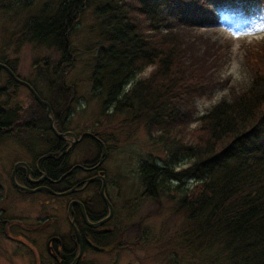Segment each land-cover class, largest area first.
Returning <instances> with one entry per match:
<instances>
[{"label":"trees","instance_id":"obj_1","mask_svg":"<svg viewBox=\"0 0 264 264\" xmlns=\"http://www.w3.org/2000/svg\"><path fill=\"white\" fill-rule=\"evenodd\" d=\"M231 1L54 0L26 18L22 30L28 42L53 47L60 54L52 72L58 81L53 84L49 79L51 92L44 100L52 105L53 124L62 132L68 98L74 94L73 86L64 82V73L74 64L70 38L84 11L91 9L96 37L90 44L94 51L90 68L93 93L102 98V109L111 106L112 115L141 120L147 133L157 132L156 139L165 146L162 164L143 161L139 165L143 194L153 202L165 194L174 203L172 214L182 218L176 230L184 237L181 249L195 255L210 252L212 264L216 260L221 264H264V38L245 51L249 84L242 89L230 86L228 97L202 114L192 131L185 130L196 120V98L211 96L224 84L214 77L219 45L203 43L207 37L196 27L216 20L210 6ZM1 62L14 71L7 60ZM149 65L153 68L147 77L130 82ZM9 80L19 84L10 76ZM32 99L35 106L25 114L0 107V140L18 128L33 129L27 121L31 118L46 122L40 127L47 134L43 135V148L30 150V166L36 177L55 180L47 183L53 190H69L74 186L71 175L56 180L66 172L65 160L75 147L56 158L67 144L58 141L51 130L45 105ZM57 104L59 109L54 107ZM174 127L178 130H172ZM90 133L92 136L84 135L76 143L80 146L91 140V157L78 160L85 159L88 165L101 153V142L106 158L109 147L98 132ZM183 134H189L188 139ZM181 162L185 163L182 167ZM21 170L15 174L17 181L24 178ZM140 222L128 226L132 233H143ZM8 223L0 215V232Z\"/></svg>","mask_w":264,"mask_h":264},{"label":"rangeland","instance_id":"obj_2","mask_svg":"<svg viewBox=\"0 0 264 264\" xmlns=\"http://www.w3.org/2000/svg\"><path fill=\"white\" fill-rule=\"evenodd\" d=\"M49 1L54 0H0V62L1 59L7 60L18 77L34 82V90L42 99L50 95V87L47 86L49 79L53 84L58 81L54 77L56 74L52 75V72L60 54L53 47L28 42L22 27L26 18L36 15L41 6ZM209 8L214 11L217 21L196 28L207 37L202 40L203 43L213 42L219 45V56L213 61L214 77L224 84L215 88L211 96L196 98V120L186 126L185 130L188 132L197 127L198 118L215 102L228 97L230 86L242 89L249 84L251 76L247 68L249 65L244 59L245 51L257 45L264 37V0H233ZM171 21L175 19L171 18ZM94 28L95 19L88 8L70 38L74 64L64 73V82L67 86H73L74 94L68 98L69 112L63 121V129L75 135L86 131L98 132L109 146L103 163L107 191L117 211L116 218L120 221V228L141 221L142 234L146 236V246L141 248L147 249L149 253L145 254L140 250L138 255L149 256L141 258L147 260L146 264H160L163 257L156 253L157 250L164 249L170 251V264H212L214 260L211 259L213 254L210 252L195 255L187 249H181L184 237L176 230L180 228L182 218L178 213L172 214L174 203L168 201L165 194L160 196L159 202H153L143 194L139 165L143 161L162 164L166 157L165 146L156 139L157 132L153 135L147 133L141 120L130 119L122 114L112 115L111 106L102 109V98L93 93L90 80L94 56L90 44L96 38ZM152 68V65L146 66L130 82L147 77ZM3 70H0V107L25 114L28 109L34 108V96L26 86L11 83L7 71ZM48 72L50 76H47ZM49 105L52 110V105ZM54 107L59 109L60 106L57 104ZM31 119L27 121L33 129L18 128L10 137L0 140V215L10 221L4 226L3 232H0V264H37L28 251L40 245L38 243L45 236L32 228L40 220L48 222L53 217L65 218V208L60 209V206L68 200L67 197H52L41 192L21 193L10 181L14 164H31L30 150L38 151L43 148L42 140L47 134L42 133L40 127L46 122L41 124L42 122ZM172 130H178V127ZM188 135L183 134L187 139ZM32 143L35 144L29 147ZM89 144L92 145L88 139L80 146L74 144L71 162L85 156L91 157ZM184 165V162L179 163L180 167ZM2 227L0 224V230ZM120 258L121 264H141L131 254ZM215 264L221 263L216 260Z\"/></svg>","mask_w":264,"mask_h":264},{"label":"flooded vegetation","instance_id":"obj_3","mask_svg":"<svg viewBox=\"0 0 264 264\" xmlns=\"http://www.w3.org/2000/svg\"><path fill=\"white\" fill-rule=\"evenodd\" d=\"M58 139L67 146L63 151L57 152L56 158L64 156L76 144V142L71 144V136L58 137ZM72 154L73 152L65 160L68 164L66 172L56 180L59 182L63 176L68 175L74 178L72 187L74 190L66 195L56 194L63 191L53 190L47 184H52L55 180H50L45 175L36 177L30 164L17 167V169L22 168L24 177L21 181H17L20 185L30 189L42 188L33 192H27L14 186L15 189L31 194L45 191L52 197L68 198L60 206V209L65 208L64 219L53 217L48 222H45V219L40 220L37 222L38 225L32 228L45 236L42 242L37 241L40 245L28 251L32 254L34 261L37 264H121L120 257L131 254L134 255L137 263L146 264L147 260L141 258L149 256L140 257L138 255L140 250L145 254L149 253L147 249L141 248L146 246L144 240L146 236L132 233L130 227L120 228V221L116 218L117 211L107 191L106 171L103 167L106 156L98 164L100 159V154H98L94 163L88 165L85 159L82 161L84 163L71 162ZM101 176L105 177L104 194L111 205L112 213L106 221L91 225L109 214V205L103 200L100 192ZM47 188L55 193H51ZM156 254L163 257L160 264H170L169 249L157 250Z\"/></svg>","mask_w":264,"mask_h":264},{"label":"water","instance_id":"obj_4","mask_svg":"<svg viewBox=\"0 0 264 264\" xmlns=\"http://www.w3.org/2000/svg\"><path fill=\"white\" fill-rule=\"evenodd\" d=\"M0 67H2L3 69H5L7 71V73L14 79V81H16L17 83H20L22 85H25L29 91L33 94L34 98L41 104L45 105L46 109H45V114H46V117L48 118L49 120V126L51 128V130L53 131V133L57 136V137H64V136H71L72 137V143H75V142H78L80 141L84 135H91V133L89 132H83L79 135V137H77L74 133L72 132H58L53 124V118L51 116V107L49 105V103L42 99L38 94L37 92L34 90V88L25 80L19 78L6 64L0 62ZM101 144V153H100V159H99V162L98 164H100L102 161H103V158L104 156L106 155V147L105 145L103 144V142L100 143ZM20 165H26L25 162H17L14 164L12 170H11V173H10V180H11V183L13 186L19 188V189H22V190H25L27 192H33V191H36L38 190L39 188H42V187H39V188H35V189H30V188H27L25 186H22L20 185L16 179H15V172H16V169L18 166ZM101 173H103V171H101ZM101 179H102V186H101V195H102V198L103 200L109 205V214L104 218L102 219L101 221L95 223V224H91V225H97V224H100L101 222L103 221H106L110 216H111V213H112V208H111V205L108 201V199L106 198L105 194H104V186H105V177L101 176ZM47 190H49L51 193H55L54 191L50 190L49 188H47ZM74 189H70V190H67V191H63V192H60V193H56V194H60V195H66L68 193H70L71 191H73Z\"/></svg>","mask_w":264,"mask_h":264}]
</instances>
